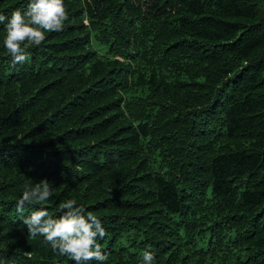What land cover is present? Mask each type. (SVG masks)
I'll use <instances>...</instances> for the list:
<instances>
[{
	"label": "trees",
	"instance_id": "1",
	"mask_svg": "<svg viewBox=\"0 0 264 264\" xmlns=\"http://www.w3.org/2000/svg\"><path fill=\"white\" fill-rule=\"evenodd\" d=\"M64 3L22 65L0 25V264H75L16 211L45 178L50 214L100 219L105 264H264V0Z\"/></svg>",
	"mask_w": 264,
	"mask_h": 264
},
{
	"label": "clouds",
	"instance_id": "2",
	"mask_svg": "<svg viewBox=\"0 0 264 264\" xmlns=\"http://www.w3.org/2000/svg\"><path fill=\"white\" fill-rule=\"evenodd\" d=\"M68 20L64 0H28L26 8L15 9L10 16L0 14V25L5 35L3 46L11 56V64H24L29 59L27 49L40 46L47 32H59ZM53 195V186L46 178L27 185L22 196L16 201V211L23 215L25 207L31 210L23 218L29 236L43 237L52 251L67 256L75 264H105L109 254L98 240L107 235L100 219L78 205L76 199L59 203L58 215H52L43 207ZM41 206V207H37ZM154 253L145 249L140 264H154Z\"/></svg>",
	"mask_w": 264,
	"mask_h": 264
}]
</instances>
